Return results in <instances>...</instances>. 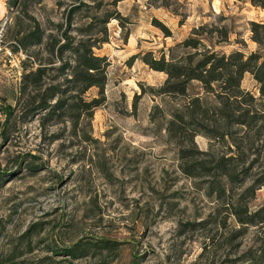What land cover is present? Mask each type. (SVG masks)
Instances as JSON below:
<instances>
[{
  "label": "rangeland",
  "instance_id": "rangeland-1",
  "mask_svg": "<svg viewBox=\"0 0 264 264\" xmlns=\"http://www.w3.org/2000/svg\"><path fill=\"white\" fill-rule=\"evenodd\" d=\"M252 24L250 0H0V264H264L258 83H241L249 125L228 127L201 83L162 95L168 76L142 61L183 64L189 39L264 61ZM82 41L106 61L103 90L82 92L58 54Z\"/></svg>",
  "mask_w": 264,
  "mask_h": 264
},
{
  "label": "trees",
  "instance_id": "trees-1",
  "mask_svg": "<svg viewBox=\"0 0 264 264\" xmlns=\"http://www.w3.org/2000/svg\"><path fill=\"white\" fill-rule=\"evenodd\" d=\"M250 2L254 7L264 9V0H250ZM112 19H115L112 15L107 16L103 24L110 23ZM251 26L254 32L253 40L260 45L264 44V37H261L258 33V29L262 27L264 30V26L257 24H252ZM38 32L39 30L25 38L27 45H31L32 43L39 45L41 43L42 38ZM104 34L106 38L99 41L98 44L103 45L108 42L106 28ZM29 39L31 42L27 41ZM201 44L199 40L195 39H189L183 44L184 47L195 50L194 54L189 55L183 60V64L172 61L166 62L165 57L156 60L151 54L144 55L142 61L152 70L163 72L168 76L160 94L166 96L186 95L188 84L197 81L201 83L206 93L215 95L220 104L224 105L222 113L228 127H232L233 125L245 127L249 125L248 118L250 116V109L243 107V105L251 106L254 99L249 93L242 91L241 83L246 73L252 75L253 79L259 85L261 101L264 108V61L256 53H252L247 57L240 52L227 56L213 52L205 46L202 47ZM96 46V43H92L91 41H82L75 46L68 43V45L58 49L60 56H62L66 49L73 53L74 64L70 67L74 77L73 83L82 87V92L92 87L103 90L106 85L105 73L107 64L105 59L97 57L94 54L93 48ZM28 81H31L34 85H40L42 77L39 74H35L34 78H29ZM214 86H217V91H215ZM56 90H48L50 92L48 97L49 101L57 97ZM47 102L45 101V105H41L40 108L46 109V106L51 107ZM193 102L198 107L197 110L202 108L199 100L195 99ZM66 106L70 107V105ZM52 107L55 110L65 108L61 101L56 102ZM208 111L206 109L202 110L204 116L209 114ZM11 113L9 112L8 118L11 116ZM53 113L54 111L51 114ZM206 133L210 134L208 132ZM193 168L190 167L189 171H192ZM218 168L222 170L223 175H226L225 166L219 164ZM70 254L74 256V253Z\"/></svg>",
  "mask_w": 264,
  "mask_h": 264
}]
</instances>
